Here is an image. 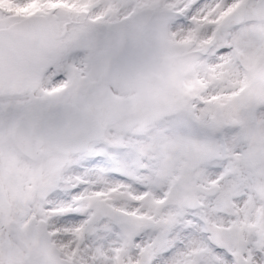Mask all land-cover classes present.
Here are the masks:
<instances>
[{"label":"snow or ice","instance_id":"6c2138e0","mask_svg":"<svg viewBox=\"0 0 264 264\" xmlns=\"http://www.w3.org/2000/svg\"><path fill=\"white\" fill-rule=\"evenodd\" d=\"M0 264H264V0H0Z\"/></svg>","mask_w":264,"mask_h":264}]
</instances>
